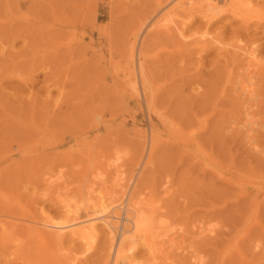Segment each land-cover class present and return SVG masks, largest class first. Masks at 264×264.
Instances as JSON below:
<instances>
[{
	"label": "rangeland",
	"instance_id": "1",
	"mask_svg": "<svg viewBox=\"0 0 264 264\" xmlns=\"http://www.w3.org/2000/svg\"><path fill=\"white\" fill-rule=\"evenodd\" d=\"M178 1L0 0V264H106L128 196L129 264H264V0Z\"/></svg>",
	"mask_w": 264,
	"mask_h": 264
},
{
	"label": "bare ground",
	"instance_id": "2",
	"mask_svg": "<svg viewBox=\"0 0 264 264\" xmlns=\"http://www.w3.org/2000/svg\"><path fill=\"white\" fill-rule=\"evenodd\" d=\"M219 3H220V0H179L177 3H175L174 5H172L171 6V8H169L170 9V15L171 14H173L174 13V11L175 10H177V12L179 11V12H184L185 13V15H186V17H187V19L186 20H189L194 14H197L198 16H200L202 19H204L205 21H206V23H210V21L212 22V20H214L215 18H216V16L218 15V11H221L220 9H219ZM223 3H226V5H227V7H229V9H231V11H232V13H234L235 14V11L237 12V10H240L241 8H240V6H239V8L240 9H235V7H234V0H223ZM238 6V5H237ZM238 8V7H237ZM251 9V8H250ZM173 11V12H172ZM243 12V11H242ZM239 13V12H238ZM164 15V14H163ZM247 15V14H246ZM248 16V15H247ZM166 17V16H165ZM249 18V17H248ZM248 18H245L246 20H248ZM160 19H162V18H160ZM162 22V21H164V19H162V20H158L157 22L158 23H160V22ZM166 23V22H165ZM163 24V23H162ZM154 25H156V22H155V24ZM163 26H166V25H163ZM157 27V26H156ZM135 34V33H134ZM4 39V38H3ZM1 40V39H0ZM4 40H6V39H4ZM4 40H2V42L4 41ZM7 42V41H6ZM9 42V41H8ZM135 42V41H134ZM3 44V43H2ZM3 45H5V42H4V44ZM9 45V44H8ZM132 48V47H131ZM131 51H132V49H131ZM130 52V51H129ZM131 54V53H130ZM140 55V52L138 51L137 52V56H139ZM131 56V55H130ZM140 64V63H139ZM142 67H141V64H140V69H141ZM140 71V70H139ZM140 73H141V71H140ZM141 75V74H140ZM141 86H142V89H143V91H144V89H145V86H144V83L142 82V84H141ZM147 87V86H146ZM154 96V95H153ZM150 101H148L147 100V105L148 106H150ZM152 138V137H151ZM151 140V139H150ZM152 142V141H151ZM155 147V146H154ZM151 148V147H150ZM121 201L118 203V204H116V207H115V209L117 210L116 212H117V214L119 215V217L116 219L118 222H120V223H122V227H121V230L119 231V236H117V243H116V245H114V243H115V241H114V239H111L110 241H111V243H110V245L108 246V254H107V257H106V264H109L110 262H112L111 264H119V262H121V264L123 263V264H129L128 263V259H127V236L130 234V228H129V224H130V213H129V208H128V205H129V196L125 199V205H122L121 206ZM1 206V205H0ZM124 207H125V209H124ZM119 210H120V212H119ZM125 211L124 212V215L122 214V212L121 211ZM6 212V211H5ZM8 212V211H7ZM3 214V213H2ZM4 217V216H3ZM8 218V217H7ZM14 218V217H13ZM4 218H2V220H3ZM26 219V218H25ZM24 219V220H25ZM86 219L88 220V222H90V225H89V227L91 228V229H93L95 226H96V224H97V222H99L100 220H101V223H103V224H105L106 226H107V228H108V233L110 234V235H112L111 234V229H110V219L109 218H107V217H99V218H89V217H86ZM5 220H7V219H5ZM9 220V219H8ZM121 220V221H120ZM4 222V221H3ZM30 222V221H29ZM31 222H34V221H31ZM4 223H6V222H4ZM38 223V222H37ZM39 223H41V222H39ZM38 223V224H39ZM9 224V223H8ZM13 224V223H12ZM22 224V223H21ZM41 225V224H40ZM42 225L44 226V227H46V229H48V231H49V234H50V236L51 235H55V236H57V237H59V239L61 240L62 238H63V236L65 235V230L66 229H68L69 227H66L63 223H55V222H49V221H46V222H42ZM6 226H8V225H6L5 224V226H4V224L3 223H1V221H0V229H1V231H2V234L4 233V232H6V230H7V228H6ZM10 226V225H9ZM15 226V225H14ZM116 227H117V224L115 225ZM10 227H12V226H10ZM17 227V226H16ZM32 229H34L35 231H34V233L36 232V234H40V236H41V238L44 240V241H46L47 239H46V235H44V234H41V233H38L37 232V230L35 229V227L34 226H30ZM13 229H14V227H13ZM9 230V229H8ZM40 232V231H39ZM70 234H74L75 233V231L74 230H71L70 232H69ZM4 235V234H3ZM114 235V234H113ZM49 236V235H48ZM6 237H8V236H6ZM9 238V237H8ZM48 238V237H47ZM6 240V239H5ZM9 240V239H8ZM48 242V241H47ZM47 242L45 243V244H47ZM18 246H19V244H18ZM18 246H17V248H18ZM22 247V246H21ZM24 247V246H23ZM37 247V246H36ZM41 248V247H40ZM39 248V252H40V250L42 251V252H45V251H43V249L41 248L40 249ZM26 250H27V248H25ZM33 249H34V247H33ZM37 249H38V247H37ZM48 249V248H47ZM17 251H15V252H13V253H15V255H16V253H17V255L19 254L18 253V249H16ZM19 250H21V249H19ZM24 250V249H23ZM50 250V249H49ZM22 251V250H21ZM34 252V251H33ZM48 252V251H47ZM50 252H52V254H53V252L54 251H50ZM22 253V252H21ZM28 253H30V252H28ZM23 254V253H22ZM26 254V253H25ZM42 254V253H41ZM55 254V253H54ZM21 255V254H20ZM24 255V254H23ZM28 255H31V253L30 254H28ZM46 255V254H45ZM45 255H44V257H45ZM33 257H35L34 255H32ZM32 256L30 257H28V258H30V260H32ZM48 256V255H47ZM23 258L25 257V256H22ZM26 257H27V255H26ZM25 257V258H26ZM37 257V256H36ZM40 257H43V255H41ZM59 257V259H60V256H58ZM57 257V258H58ZM20 259H21V257H19ZM46 258V257H45ZM52 258V256L50 257V259ZM55 258V257H54ZM47 259V258H46ZM56 259V258H55ZM55 259H53L52 261H54ZM25 260V259H24ZM27 260V259H26ZM42 260V258H40V260H38V261H40V262H42L41 261ZM57 260V259H56ZM112 260V261H111ZM37 261V262H38ZM51 261V262H52ZM58 261V260H57ZM56 261V262H57ZM32 262H35V261H33L32 260ZM44 262H47V264H50L51 262H49L48 261V259H47V261H45L44 260ZM55 261H54V263H52V264H57ZM60 262V261H59ZM58 262V263H59ZM24 263V262H23ZM29 264V263H28ZM42 264H45V263H42Z\"/></svg>",
	"mask_w": 264,
	"mask_h": 264
}]
</instances>
